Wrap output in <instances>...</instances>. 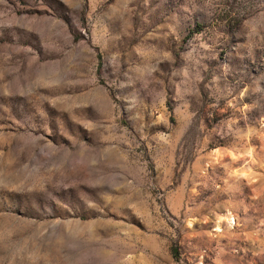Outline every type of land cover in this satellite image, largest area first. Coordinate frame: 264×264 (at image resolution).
Listing matches in <instances>:
<instances>
[{
	"label": "rangeland",
	"instance_id": "374dc122",
	"mask_svg": "<svg viewBox=\"0 0 264 264\" xmlns=\"http://www.w3.org/2000/svg\"><path fill=\"white\" fill-rule=\"evenodd\" d=\"M0 264H264V0H0Z\"/></svg>",
	"mask_w": 264,
	"mask_h": 264
},
{
	"label": "bare ground",
	"instance_id": "6f19581e",
	"mask_svg": "<svg viewBox=\"0 0 264 264\" xmlns=\"http://www.w3.org/2000/svg\"><path fill=\"white\" fill-rule=\"evenodd\" d=\"M227 223L229 225H232L233 222H232V220H228ZM215 231H217V232L220 231V222L217 223L216 228H215Z\"/></svg>",
	"mask_w": 264,
	"mask_h": 264
},
{
	"label": "trees",
	"instance_id": "16d2710c",
	"mask_svg": "<svg viewBox=\"0 0 264 264\" xmlns=\"http://www.w3.org/2000/svg\"><path fill=\"white\" fill-rule=\"evenodd\" d=\"M172 256L177 259L178 258V252H177V249L176 248H173L172 249Z\"/></svg>",
	"mask_w": 264,
	"mask_h": 264
}]
</instances>
